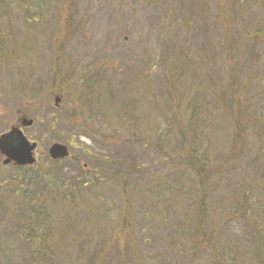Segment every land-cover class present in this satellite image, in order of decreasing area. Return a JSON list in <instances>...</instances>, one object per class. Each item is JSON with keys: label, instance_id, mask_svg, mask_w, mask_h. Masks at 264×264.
<instances>
[{"label": "rangeland", "instance_id": "obj_1", "mask_svg": "<svg viewBox=\"0 0 264 264\" xmlns=\"http://www.w3.org/2000/svg\"><path fill=\"white\" fill-rule=\"evenodd\" d=\"M8 1L9 21L18 29L25 28L29 37L25 62L11 60L8 67L0 66V134L15 125L37 142L33 166L65 172V168L50 166L47 152L51 143L59 142L69 152L59 167L76 158L81 166H100L104 174L110 171L105 177L98 176L97 182L86 176L88 183L83 186L67 185L76 198L73 203L60 201L57 215L69 218L71 212L69 225L59 232L56 229L67 243L61 240L60 255L79 254L76 264H92L93 260L101 261L98 264H264V148L260 152L263 159L257 161L258 167H249L246 178L241 174L233 178L239 159L221 157L222 152L238 158L231 147L234 140L238 149L253 151V144L264 147V136L250 130L233 138L231 133L238 130L220 121L211 105H205L207 111L198 106L195 117L188 104L200 85L202 62L197 63V46L203 38L219 45L229 26L230 31L234 26L240 28L241 39L246 32L253 37L256 28L261 31L257 38L260 52L249 54L264 56V0H50V4L49 0H30L46 12L33 20L34 10L29 9L23 21L19 0ZM182 14L186 21L177 23ZM235 14L242 17L237 24ZM162 58L173 66L171 85L163 79ZM253 61L250 74L262 78L255 86L262 91L264 59ZM101 71L107 74L105 83L100 80ZM101 90V101L107 107L94 102ZM260 98L264 106V92ZM109 105L123 107L112 111ZM23 118L32 123L22 126ZM86 129L92 137L81 135ZM192 129L209 139L190 136ZM103 140L129 151L123 155L132 160L129 174L123 168H116L117 172L104 167L101 160H92L85 152L89 147L107 156L99 142ZM127 140L138 146H122ZM191 148L198 149L193 151L199 160L198 183L211 202L198 237L194 235L197 173L189 166ZM3 158L0 155V214L5 208L11 215L0 222L7 230L0 229V237L7 232L37 233L35 228L17 230L20 224L10 220L12 210L25 208L28 200L20 195L23 181L19 184L13 179L20 169L3 164ZM207 159L208 164H201ZM135 161L146 164L142 173L134 169ZM49 181L42 178L43 185ZM55 194L50 192L48 200ZM89 210H94V216L87 215ZM84 235L89 243L79 247L76 239Z\"/></svg>", "mask_w": 264, "mask_h": 264}, {"label": "trees", "instance_id": "obj_2", "mask_svg": "<svg viewBox=\"0 0 264 264\" xmlns=\"http://www.w3.org/2000/svg\"><path fill=\"white\" fill-rule=\"evenodd\" d=\"M50 3L51 1L49 0V4ZM10 5L11 3L8 0H0V66L4 65L5 67L9 66V61L11 60L20 61L21 63L25 62L27 56L24 54H26V51L28 52V50L25 49V46L27 44L29 35L25 28H23V30L18 29L12 25L11 21H9L11 17ZM19 6L21 8L22 15L20 21L26 20L29 9L34 10L33 20L40 19L46 12L44 6H41L40 4L31 5L30 0H19ZM41 10L42 13L40 12ZM229 14L230 13H227V15ZM241 19V16L235 14V24L239 23ZM185 21L186 19L183 17V14L180 18H176L177 23H183ZM65 26L67 25L65 24ZM230 29L231 28L229 26L228 29L223 31V36L221 37L219 45H215L208 38H203V40H201L200 44L197 46L199 47L197 51V63L199 64V62H202V67L200 66L202 69V74L198 77L200 80V85L195 87L192 91L193 93L191 94V98L188 100V104L191 105V110H193L195 117L197 116L198 112H195L194 110L198 106L203 107L207 111L208 108L205 105H211L212 109L218 112V118L221 117L219 119L220 121H223L228 126L234 127L238 130V132L234 135L231 133V137L233 138H239L245 133L248 134V131L250 130H254L259 137H262L264 136V116H261L258 112H264V106L260 100V95L264 92V90L260 91L261 89H257L255 87L262 82V78L259 77L258 73H255L252 76V74H250L252 70L250 69L253 68L255 63V61H253L254 58H258L260 60L262 58L264 59V56L260 58L258 56H251L249 54L250 51L260 52L259 48L261 44H257V40L259 39L258 37L261 31L255 28V35L253 37H248V32H246L244 38L241 39L240 37H242V32L240 28L234 26L232 27L231 31ZM64 35H69L67 30ZM204 36H206L205 32ZM224 36H226L225 40ZM19 37H22V41H18ZM219 46L220 50H217ZM186 53L189 52L186 51ZM162 59V63L164 64V68L162 70L163 79L166 78L167 82L171 85L174 83V78L172 75L173 66L166 62L167 58ZM217 64H219V66ZM8 74L9 76L11 75L10 72ZM106 75L107 74H105L103 71H101L99 74L100 80H103V83H105ZM163 79L160 81L161 85ZM167 82H165L166 86ZM21 83L23 84V82ZM202 88L205 91H203ZM253 89L256 90L252 92ZM171 94L173 95L172 92ZM102 96L103 91L101 90L95 97L97 100H94V102L100 107H107V105L101 101ZM258 100L260 101L257 103ZM109 107L112 108V111H119L120 107L123 106L115 107L113 105H109ZM114 116L117 115L114 114ZM119 116L121 115L119 114ZM123 116H125V113H123ZM258 122H260V124H258ZM203 126L205 130V125ZM219 129L221 132H225L224 127H219ZM226 133H222V136L227 135ZM189 134L190 136H195V138L209 139L207 134L202 132L200 133V131L196 132L194 129L189 131ZM81 135L92 137V132H90L88 129L82 130ZM159 139L160 136L158 137V141ZM135 141L133 142L127 140L122 146L127 144L132 146L133 144L137 145ZM99 142H102L105 149H107L108 154L107 156H99V153L94 152L96 150L92 151L89 147H87L85 152L90 155L92 160H101L102 163H104V167L115 169L118 168L120 171L121 168H123L127 170L128 174L132 171L130 170L132 168L131 165H133L132 160L126 159L123 156L124 154L127 155L129 151H121L119 150V146L117 147V145L109 143L105 140ZM253 146L255 147V150L253 151L248 150V148L238 149L239 147L234 140L231 147L238 158L224 155L221 152V157H227L228 160L239 159L240 164L238 165L237 174L234 173L233 178L236 175L238 177V174H241L244 176V178H246L248 173L251 172L249 171V167H252L253 165L258 167L257 161L261 162L263 159L260 157V152L264 147L254 144ZM197 150V148H191L193 158L189 163V166H191V169L197 173V187L194 190V201L196 203L194 235L198 237L200 236L198 233L199 227L207 222L208 217L206 206L210 207L211 202H208L206 199L203 184L198 183L197 176L200 171L199 166L196 163L198 159L193 152ZM149 155H151L150 152ZM67 161V164L62 168L59 167V163L61 161L51 160L50 162V166L58 167L60 169L65 168L66 171L63 173H58L57 170L52 171L51 168L43 169L40 165L29 168L27 171H23V167H16L20 169L21 172L18 176H14L13 179L18 180L19 184H21L23 181V188L20 191V195H22L24 198H27L28 202L26 203L25 208L16 207L15 210H12V217L10 220L20 224L21 228H18L17 230L35 228L38 232L20 234L22 237L18 233L7 232L5 233L6 237L1 236L0 264H76L81 258L79 254H74L73 257H70L66 252L64 258L60 255L61 253H59L63 251L62 249L59 250L61 240L64 242L65 246H67V243L66 239L58 232L61 227H67L69 225V218L71 216L70 211H68L69 218L61 219V217L57 215V212L61 210L60 201H65L68 199L70 203H73L74 198H76L75 192L71 190L73 185L83 186L84 184H87L88 180H86V176L95 177V182H97L98 176L105 177V175L110 173V171H106L104 174L103 170L100 169V166L84 168V165L88 166L89 164L87 165L86 163H83L81 166L77 162L78 159L76 158H70L67 159ZM208 162L209 159H207V161H201V164H208ZM145 166L146 164H138V162L135 161L134 169L137 172L142 173L143 171H141V168ZM119 170H117V172H120ZM43 177L46 178V180L49 179L50 181L45 182L43 185ZM69 184H72V186H67ZM197 188L200 189L199 193ZM50 192L56 194L51 196V199L48 200ZM48 204L51 206H48ZM226 204L227 202L225 204H221L220 209L224 208ZM95 205L96 204H94V206ZM254 209L256 211V204ZM9 215L11 214H9L4 208L0 214V222L8 220L10 217ZM87 215L94 216V210H89ZM81 220L82 219H79L77 223H80ZM71 225H74V223ZM0 229L2 231H7L3 226L0 227ZM87 236L88 235L77 237L76 242L78 243L79 247L82 246L83 242L88 245L89 240ZM16 243L19 244V246H13V244ZM197 243L199 244L200 242L198 241ZM195 245L196 244L193 246ZM20 246L24 250L23 252L16 255L17 251L22 249H19ZM96 250L97 252L100 251V249ZM59 256L61 259L58 258ZM89 260L90 259L85 262H88ZM100 262L101 261L99 260H93L92 264H98Z\"/></svg>", "mask_w": 264, "mask_h": 264}, {"label": "water", "instance_id": "obj_3", "mask_svg": "<svg viewBox=\"0 0 264 264\" xmlns=\"http://www.w3.org/2000/svg\"><path fill=\"white\" fill-rule=\"evenodd\" d=\"M31 120L22 119L23 126L30 125ZM36 142H30L18 126H11L10 129L0 135V154L4 157L3 164L13 163L17 166L32 164L35 159L33 151L36 148ZM51 159H62L68 156L66 145L53 142L48 150Z\"/></svg>", "mask_w": 264, "mask_h": 264}, {"label": "flooded vegetation", "instance_id": "obj_4", "mask_svg": "<svg viewBox=\"0 0 264 264\" xmlns=\"http://www.w3.org/2000/svg\"><path fill=\"white\" fill-rule=\"evenodd\" d=\"M37 147H38V145H37Z\"/></svg>", "mask_w": 264, "mask_h": 264}]
</instances>
